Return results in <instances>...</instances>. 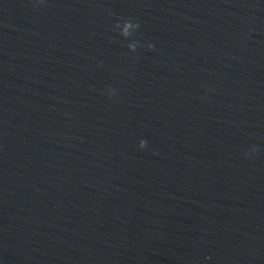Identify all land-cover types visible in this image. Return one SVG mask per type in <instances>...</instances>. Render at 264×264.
Segmentation results:
<instances>
[{"label": "clouds", "instance_id": "obj_1", "mask_svg": "<svg viewBox=\"0 0 264 264\" xmlns=\"http://www.w3.org/2000/svg\"><path fill=\"white\" fill-rule=\"evenodd\" d=\"M140 23L139 21H132V20H125L122 23L117 22L115 27L119 29V34L124 37L125 39H128L129 37L133 36L135 32H137L140 28ZM127 47L131 52H136L138 47H144V45H141L139 40H132L130 43L127 44ZM147 49L149 51H152L155 49V44L153 43H148L147 44ZM109 95H115V89H109ZM139 147L141 149H145L148 147V142L145 139H141L139 141ZM259 149L256 146H252L251 152H246L245 156H251L252 153H257Z\"/></svg>", "mask_w": 264, "mask_h": 264}]
</instances>
